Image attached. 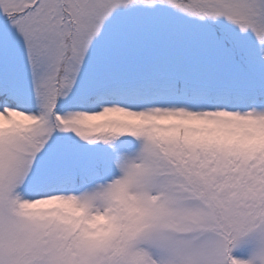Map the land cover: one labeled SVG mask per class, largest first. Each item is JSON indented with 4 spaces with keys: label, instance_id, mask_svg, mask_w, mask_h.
Segmentation results:
<instances>
[{
    "label": "snow or ice",
    "instance_id": "1",
    "mask_svg": "<svg viewBox=\"0 0 264 264\" xmlns=\"http://www.w3.org/2000/svg\"><path fill=\"white\" fill-rule=\"evenodd\" d=\"M0 264H264V0H0Z\"/></svg>",
    "mask_w": 264,
    "mask_h": 264
}]
</instances>
